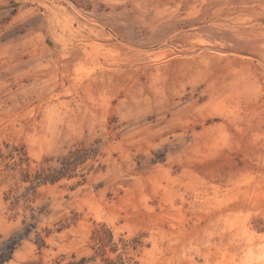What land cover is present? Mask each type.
<instances>
[{
  "label": "rangeland",
  "instance_id": "obj_1",
  "mask_svg": "<svg viewBox=\"0 0 264 264\" xmlns=\"http://www.w3.org/2000/svg\"><path fill=\"white\" fill-rule=\"evenodd\" d=\"M0 71V264H264V0H0Z\"/></svg>",
  "mask_w": 264,
  "mask_h": 264
},
{
  "label": "bare ground",
  "instance_id": "obj_2",
  "mask_svg": "<svg viewBox=\"0 0 264 264\" xmlns=\"http://www.w3.org/2000/svg\"><path fill=\"white\" fill-rule=\"evenodd\" d=\"M5 72L6 73H12V70L11 69H5ZM5 72L0 71V80H2L4 78V76L6 74Z\"/></svg>",
  "mask_w": 264,
  "mask_h": 264
}]
</instances>
